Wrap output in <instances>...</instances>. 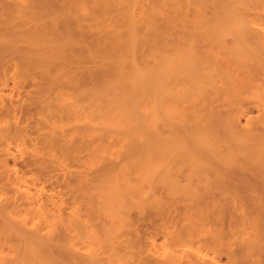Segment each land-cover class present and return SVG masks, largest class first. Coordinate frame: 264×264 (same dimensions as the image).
<instances>
[{"label": "bare ground", "instance_id": "bare-ground-1", "mask_svg": "<svg viewBox=\"0 0 264 264\" xmlns=\"http://www.w3.org/2000/svg\"><path fill=\"white\" fill-rule=\"evenodd\" d=\"M0 264H264V0H0Z\"/></svg>", "mask_w": 264, "mask_h": 264}]
</instances>
